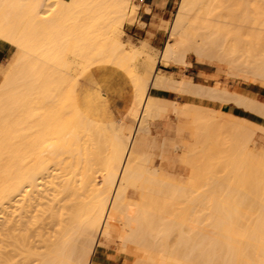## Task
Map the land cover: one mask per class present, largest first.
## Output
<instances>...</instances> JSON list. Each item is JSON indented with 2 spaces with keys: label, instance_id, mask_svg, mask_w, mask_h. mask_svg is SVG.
<instances>
[{
  "label": "bare ground",
  "instance_id": "6f19581e",
  "mask_svg": "<svg viewBox=\"0 0 264 264\" xmlns=\"http://www.w3.org/2000/svg\"><path fill=\"white\" fill-rule=\"evenodd\" d=\"M58 1L43 19L47 0H0V38L19 51L0 82V264H91L113 235L144 259L132 264H264V153L250 148L256 131L264 143L263 123L192 99L262 118L264 103L157 68L185 66L192 52L229 76L264 81V0H180L157 58L117 38L129 0ZM92 56L100 68L90 82ZM125 59H143L150 76L133 69L118 120L105 97H122L127 75L115 66ZM152 91L189 98L167 105L191 118L192 148L170 130L159 137L169 100ZM212 139L217 179L207 175L218 166L206 163ZM182 170L188 184L166 172Z\"/></svg>",
  "mask_w": 264,
  "mask_h": 264
},
{
  "label": "rangeland",
  "instance_id": "374dc122",
  "mask_svg": "<svg viewBox=\"0 0 264 264\" xmlns=\"http://www.w3.org/2000/svg\"><path fill=\"white\" fill-rule=\"evenodd\" d=\"M179 1L180 0H169V7L167 8V13L163 18H161V17H156L154 14L151 13V9L148 3L142 2V0H129L128 15H127L128 19H126L124 24L118 28L117 38H119V40L124 44L127 50H131V49L135 50L136 48H137L136 50H141L142 58L151 54H153L152 55L153 57L156 56L159 57L160 52L162 51L163 47L165 46V43L167 42L168 30L173 21L174 14L177 10V5ZM46 3L44 4V7L41 9V11L46 12L45 15L41 13L42 16L43 15L44 16L43 17L40 16V18L43 19L51 15H55V13L58 12V6L60 5L58 0H47ZM0 40L4 42L3 44L5 43L9 44L8 42L2 40L1 38ZM12 52L15 53V50H12ZM17 55H19L18 50H17ZM214 60L217 59L215 57L212 60L205 58V60L202 61L196 58L192 52L190 53L188 52L185 58V62H187L188 64H186L185 66H177L171 64L168 67L164 65H158L157 68L159 74L169 73L172 74L174 77L177 76L176 78L182 77L185 80H191V79L198 80L201 81L203 84L209 85L213 88L226 89L228 92H232V93L241 91L243 93H247L252 99L264 103V81L258 79L256 80L247 79L246 81V78H244L245 79L244 80L238 77L229 76L227 75L226 67L223 64H220L218 61H214ZM132 65H133L132 59H125V60H120V62H117L115 67L120 69L127 75L126 86L123 88L122 97L120 98L115 96L105 97L107 106L111 108V111L115 119L118 120L122 118L123 115L126 114V110L124 109V103L127 100L128 95L131 94V92H133L132 89L133 88L132 85H134L133 69H135L137 72H140L145 79L149 78L150 76V67L148 64L143 63V59H137L134 65L133 66ZM99 66H100V62L98 61L96 56H92L89 58L88 70L90 71V75H89L90 82L96 79L97 72L100 68ZM75 73L77 74V76L79 75L80 73L79 67H75ZM247 78H249V76H247ZM83 88H84V92H86L85 86H83ZM96 94H98L101 98L103 97V95L99 94L97 91ZM151 95L160 97L164 99V101L169 100L166 101L165 103V105L167 106V108H165L166 110L163 109L161 112L164 111V113L163 114L160 113L161 115L160 119H157L155 121V129L159 133V137L161 138L162 136L165 135V133L168 132V130H170L169 132H171L170 135L171 138H175L178 140L180 139L186 141L189 146L192 145V142H194L192 139L193 131L191 132L189 130L191 129L193 130V127H188L186 125V123L191 122V118L190 117L185 118L183 114H181L180 112L176 113L172 110V108H170L171 104L177 106L180 109L184 108L185 103L189 100V98L184 95H180V93L176 94V92L171 93L165 91H152ZM192 100L197 104L203 106L204 108L221 109L222 111H229L228 114L241 116L249 121H253V122L257 121L263 123L262 126L264 128V118L260 116H255L250 112H246L242 109L236 108L229 104L219 105L216 101L214 100L212 101L207 97H202L201 99L193 98ZM183 104L184 107H182ZM170 109L173 113L170 111ZM126 123H129V120H126ZM185 125L187 126L185 128H187L188 131L184 128ZM188 125H190V123ZM190 126H193L192 123ZM182 131H184L185 133L184 132H183L184 134L178 133ZM152 133L154 135V131ZM186 133L188 134V136L186 135ZM260 136H263L262 132L256 131L254 136L255 145L250 147L253 153H260V152L264 153V143L259 141ZM214 139H217V137H215ZM214 139L207 142L208 143L207 145L210 147H208L209 153L206 147V153L209 155L206 156L205 154V158L209 157V160L206 159V163L208 165L209 164L210 165L212 164L213 166H215L216 164L218 165L212 169H209L208 171L209 173H207L209 177L208 176L207 177L208 178L211 177V179H217L218 177H221L222 174H224L223 166H221L222 168L220 167V165L223 164H218L221 163L220 161L215 165L213 164L215 163V161H210L212 160L210 159V157L216 156V154L219 155V153L217 152L218 148L216 144L219 145V147H221L219 143H216L215 141L212 142ZM218 142L220 141L218 140ZM190 147L192 148V146ZM197 148L196 150H198ZM180 154H182V151L179 150V155ZM158 155L159 153L157 150L153 152L151 151V157H150L151 165H157V166L159 165ZM166 172L173 176V179L176 183L181 182L184 184H188L190 182V179L188 178L184 170H182L179 173H175L171 171H166ZM188 172L189 174H195V173L197 174V172L201 174V172L203 171L200 172V170H197L195 167H191L188 168ZM208 178L207 180H209L210 182L211 179ZM177 203L182 205L180 202H174V204ZM211 204L213 205V203ZM210 219L211 218H208L206 222L212 221ZM244 220L245 219H243L242 222ZM247 220L249 221V219ZM114 238H116L115 235H113V239H111V241L108 244L106 243V247L109 249L104 250L102 255H95L92 257L91 264H132L135 261H140V259L142 261L144 260L142 257H134L135 253L131 247L125 250L121 249V247H119L118 240Z\"/></svg>",
  "mask_w": 264,
  "mask_h": 264
},
{
  "label": "crops",
  "instance_id": "0c3cea01",
  "mask_svg": "<svg viewBox=\"0 0 264 264\" xmlns=\"http://www.w3.org/2000/svg\"><path fill=\"white\" fill-rule=\"evenodd\" d=\"M142 2L148 3L151 9V13L154 14L156 17H161V18L165 16V14L167 13V8L169 7V0H142ZM3 43L4 42L0 40V82L3 79V76L7 74L10 67L14 63L13 61H15L18 56L16 54L17 49L13 48L11 45L7 43H5L7 45ZM12 50H15V53L12 52ZM235 93L251 98L247 93H243L241 91H237ZM222 105H228V104H222ZM219 110L222 113H229V111H222L221 109Z\"/></svg>",
  "mask_w": 264,
  "mask_h": 264
}]
</instances>
